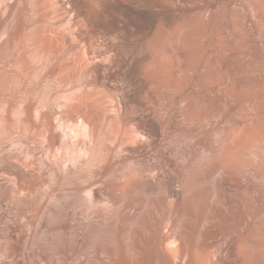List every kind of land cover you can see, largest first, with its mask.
Instances as JSON below:
<instances>
[{
    "label": "bare ground",
    "instance_id": "6f19581e",
    "mask_svg": "<svg viewBox=\"0 0 264 264\" xmlns=\"http://www.w3.org/2000/svg\"><path fill=\"white\" fill-rule=\"evenodd\" d=\"M239 2L264 18V3ZM69 4L64 12L49 15L69 22L83 17L104 27L122 22L151 36L149 63L154 70H149L147 80L131 82L134 87L113 102L112 115L105 119L108 137L101 145L104 162L96 159L94 127L93 136L87 125L69 127L65 134L73 148L66 152L54 149V132L48 131V166L58 178L75 176L67 190L86 206L74 212V224L81 216L75 227L92 228L101 211L109 214L111 227L105 250L93 252L88 245L64 264H264V99L254 97L256 89L239 94L237 89L245 86H225L215 76L220 66L216 60L208 66L214 77H203L207 73L198 81L190 77L206 60L202 43L213 36L209 28L222 9L235 8L238 0H69ZM231 19L228 31L234 36L240 28L235 17ZM220 34L208 42L215 59L228 47ZM71 36L74 31L68 28L64 38ZM170 98L178 102L174 127L186 130L180 146H188V152L168 158L163 173L156 164L126 165L130 156L164 131ZM224 99L238 119H222L218 105ZM120 106L132 109V117L127 123L121 120V125Z\"/></svg>",
    "mask_w": 264,
    "mask_h": 264
},
{
    "label": "rangeland",
    "instance_id": "374dc122",
    "mask_svg": "<svg viewBox=\"0 0 264 264\" xmlns=\"http://www.w3.org/2000/svg\"><path fill=\"white\" fill-rule=\"evenodd\" d=\"M69 5V0H0V264H64L74 252L84 253L88 245L93 252L105 250L111 230L109 214L101 211L92 228L75 227L81 216L74 224V212L86 206L68 191L75 176L58 178L48 166L46 136L52 129L54 149L66 152L73 148L65 134L69 127L87 125L92 136L94 127L96 159L104 162L101 145L108 137L106 118L112 115L113 102L134 87L131 82L147 80L154 70L149 63L151 36L122 22L104 27L83 17L69 22L49 15L64 12ZM245 9L238 0L235 8L222 9L215 25L209 24L214 25L209 28L214 33L209 31L213 36L209 34L202 43L206 60L190 77L192 81L214 77L208 66L219 61L215 76L225 86H245V90L237 89L239 94L256 89L254 97L261 102L264 18ZM232 17L242 24L234 36L228 31ZM68 28L74 36L64 38ZM219 33L228 47L215 59L208 42ZM177 103L170 98L164 131L130 156L126 165L156 164L163 173L168 170V158L188 152V146H180L186 141V130L174 127L180 114ZM218 106L222 119H238L225 99ZM119 111L118 124L127 123L132 109L120 106ZM80 146L86 147L83 142Z\"/></svg>",
    "mask_w": 264,
    "mask_h": 264
}]
</instances>
